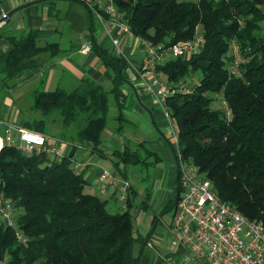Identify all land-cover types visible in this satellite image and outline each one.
I'll return each instance as SVG.
<instances>
[{
  "label": "trees",
  "instance_id": "16d2710c",
  "mask_svg": "<svg viewBox=\"0 0 264 264\" xmlns=\"http://www.w3.org/2000/svg\"><path fill=\"white\" fill-rule=\"evenodd\" d=\"M111 1L122 12L130 35L140 42L169 46L178 39H188L196 27L200 28L199 51L167 56L153 66L171 90L164 95V108L175 124L176 147H170L174 163L178 165L180 160L195 165L201 176L211 181L220 201L238 209L242 216L262 217L264 40L259 31L264 24V0ZM1 37L9 44L7 50L0 51V74L5 79L61 55L58 42L37 43L36 29L29 28L19 37ZM232 40L243 58L238 75L226 67L231 61L227 52ZM91 41L89 48L103 66L110 86L105 89L82 77L68 90L58 86L40 89L31 99V109L39 111L40 117L13 124L46 133L44 117L50 113L59 115L65 126L81 117L76 141L90 155H107L117 178L126 181V165L148 169L159 156L144 139H138L135 149L124 143L121 148L102 151L100 136L108 125V93L113 94L117 112L110 118L115 121L111 122L112 130L120 134L123 123H128L122 112L125 93L118 85L123 75L116 71L124 57L111 56L94 37ZM190 73L196 78L189 89L182 90L181 84ZM217 94L223 104L212 108L211 96ZM65 146L67 150L60 156L8 146L0 150V196L9 199L13 225L24 238L15 239L13 228L0 221V264H140L147 233L142 237L133 234L129 205L135 197L134 188L128 182L122 211L110 210L108 200L84 189V169L73 165L76 145ZM177 188L176 180L175 192ZM143 193L138 207L147 208L150 192L144 189ZM176 197L165 203L164 211L174 208ZM155 260L159 262L158 257Z\"/></svg>",
  "mask_w": 264,
  "mask_h": 264
},
{
  "label": "rangeland",
  "instance_id": "374dc122",
  "mask_svg": "<svg viewBox=\"0 0 264 264\" xmlns=\"http://www.w3.org/2000/svg\"><path fill=\"white\" fill-rule=\"evenodd\" d=\"M6 2L5 6L3 4ZM11 0H0V7L4 8L3 13L6 14L11 8H6L10 5ZM9 7V6H8ZM262 11H264V3L262 5ZM2 11L0 10V17H2ZM86 8L79 2L72 0H47L40 1L33 5H27L19 10H14L6 18L0 19V36L1 35H15L17 37L24 34L26 30L36 29L38 35L37 41L40 42H58V47L61 49L59 57H53L50 63H41L35 69L29 68L22 72L20 76L13 77V79H5L0 74V119H6L9 122H16L22 124L24 119L34 116L40 117L39 111H33L31 109V99L33 93L40 91V89L52 90L55 86L68 90L76 86L82 77H87L100 84L103 88L107 89L109 80L105 79L104 75L102 80L100 77L93 76L92 72L88 71V66L82 65L81 60L83 55L76 52L80 42L87 45L90 44V31L88 20L86 18ZM94 21V20H93ZM53 27L50 33L46 30ZM198 33L200 28L196 27ZM93 37L103 48H105L111 56L116 57L118 54L127 62L133 64L132 68H135L139 61H142L143 44L140 43L137 36H132L123 32L117 33L116 38L117 47L121 52H118L115 46L110 43V38L105 35L104 31H98L92 29ZM259 33L264 40V24H262ZM124 49V50H123ZM90 52H93L92 50ZM194 52V51H192ZM197 52V51H196ZM228 53V52H227ZM65 54V55H64ZM229 54V53H228ZM62 60L59 61L58 59ZM92 67V65H89ZM99 65L95 64L92 68L98 69ZM103 69V66H101ZM129 66L120 68L123 76L130 77ZM119 68V66H118ZM33 70H35L33 72ZM117 70V68H116ZM32 73L31 78H24L25 74ZM107 72L110 75L113 74L111 67L107 68ZM195 73H190L189 79H186L181 85L182 90L189 89L191 80H195ZM162 81L164 78L158 76ZM120 82L118 85L125 93L124 104L126 108H123L122 112L128 123H123L122 133L117 134L112 130L111 115L117 113L115 101L112 97V93H108L106 99H108L109 109L108 113V125L101 132L102 140L107 135L106 132L113 133L107 136L106 141H101L100 146L103 152H107L112 148H121L124 143L129 144L131 149L136 148V142L138 139H144L146 146L150 150L157 152L159 161H155L148 169L140 165H126L125 167V179L134 188L135 197L131 199L129 205V211L131 213L130 220H132L135 236H143L150 229L152 224V216L157 215L160 212L161 215L157 217V221L148 235V239L145 241L142 248V255L139 258L141 264H178L179 255H172L168 250L177 242L176 233L171 229L170 215H172L174 208L164 211L165 203L175 195V170L176 164L174 163L173 153L171 146H174L172 130H175V124L171 120H167L163 116L159 109H156V105L151 103V98L145 96L144 103L149 107L152 106L154 124L150 123L149 116L142 110L141 106L136 102H133L130 98V89L125 82ZM138 105L136 110L132 108ZM222 99L220 95L211 96V107L215 108L221 106ZM81 116V115H80ZM45 125L44 129L48 135V142L51 145L57 146L61 151L67 150V146L70 143L75 144V151H73L74 158H76L77 167H82L84 170L83 177L85 179L89 172L96 170L97 167H103L109 172L113 167L110 166V162L106 157L102 155H90L87 152L85 146H80L76 141L75 131L78 125L82 123V118L77 117L71 121L67 126L63 125L62 119L59 115L50 113L44 117ZM115 122V121H114ZM113 122V123H114ZM106 123V124H107ZM158 130V131H157ZM112 135V136H111ZM48 154V153H47ZM52 158L51 155H48ZM97 166V167H96ZM94 187V186H93ZM90 184L85 185V190L90 191L93 194H107L108 192H97ZM148 190L150 192V198L147 202V208L138 207L143 192ZM113 197L109 200L107 207L110 210L116 209L122 211L121 208L124 203L117 200L115 191L112 192ZM163 211V213H162ZM155 214V215H154ZM172 244V246H171ZM134 251L137 249V245H133ZM172 248V249H173ZM175 250V249H174ZM173 251V250H172ZM180 249H176L174 252H180ZM143 257H147L146 259ZM156 257L159 258L157 262ZM143 261V262H142Z\"/></svg>",
  "mask_w": 264,
  "mask_h": 264
},
{
  "label": "built area",
  "instance_id": "2783aa9c",
  "mask_svg": "<svg viewBox=\"0 0 264 264\" xmlns=\"http://www.w3.org/2000/svg\"><path fill=\"white\" fill-rule=\"evenodd\" d=\"M72 1L82 3L89 12L91 11V16L103 26V31L109 36L110 43L120 52L116 34L123 32L130 35V31L122 17V12L116 9L112 1ZM200 38L201 33L195 28L191 37L185 40L178 39L169 46L163 43L154 45L140 42L143 44V60L133 69L147 92H151L156 97L158 109L167 120H170V117L164 108V95L171 90L167 83L161 81L155 74L153 66L167 56H183L192 51H199ZM87 49L88 46L82 45L81 51ZM237 49V44L232 40L228 50L231 61L226 66L229 73L236 75L239 74L238 64L243 62ZM174 132L175 130H172L175 149ZM47 138L48 135L44 132L27 129L6 119H0V150L3 146H8L18 148L22 152L44 150L53 156H60L61 150L51 145ZM176 155L179 157L178 151ZM177 164V200L169 219L171 229L176 233V245L181 249V253L176 258L178 264H264V212L259 219H247L238 209L220 201L212 188L211 181L202 177L195 165L180 160ZM94 181L98 192L113 188L112 192L115 191L117 200L124 203L127 180H121L116 174L101 168ZM0 221L13 228L15 239L24 240L21 232L13 225L10 201L2 196H0Z\"/></svg>",
  "mask_w": 264,
  "mask_h": 264
},
{
  "label": "crops",
  "instance_id": "0c3cea01",
  "mask_svg": "<svg viewBox=\"0 0 264 264\" xmlns=\"http://www.w3.org/2000/svg\"><path fill=\"white\" fill-rule=\"evenodd\" d=\"M25 1H27V0H11V2H10V5H8L6 8H13V7H15V6H18V5H20V4H23V2H25ZM5 4H6V2L3 4V6H5ZM30 6V5H29ZM84 6V5H83ZM23 7H25V6H23ZM19 9H22V8H19ZM19 9H17V10H19ZM0 10L2 11V10H4V8H2V7H0ZM16 10V11H17ZM9 12V11H8ZM86 12H87V10H86ZM2 13H3V11H2ZM12 13V12H11ZM10 13V14H11ZM90 13V12H89ZM4 14V13H3ZM7 14V13H6ZM87 14H88V12H87ZM87 14H86V18H87ZM90 15H91V13H90ZM89 15V18H90V23H89V19L87 18V20H88V24L87 25H89V31L92 33V38H93V32H92V30L90 29L91 27H92V25H93V27H92V29H97L98 31H103V26L101 25V24H99L98 23V21L97 20H95V18H93L92 16H90ZM7 16H9V15H6L5 16V18L7 17ZM3 18V17H2ZM4 19V18H3ZM94 20V21H93ZM51 30H54V28L53 27H51V28H49L48 30H46L47 31V33H50L51 32ZM104 33H105V31H104ZM37 34V33H36ZM38 35H41V34H37V38H38ZM105 35H107L106 33H105ZM108 36V35H107ZM109 37V36H108ZM37 43H42V42H40V41H38ZM98 43V42H97ZM82 45H86V46H88V49L87 50H85V51H81V48H82ZM100 45V44H99ZM79 47H78V49L76 50V52H78L79 54H81V55H83V57H82V60H81V63H82V65H86V66H88V71L89 72H92V75L93 76H96L97 75V77H100L101 78V80L103 79L102 78V76H103V72H102V67H101V65H100V63H99V60L97 59V57H96V55H95V52L93 51V52H90L91 51V49L89 48V45H87V44H85V43H82V42H80L79 43V45H78ZM9 47V44L7 43V41L3 38V37H1L0 38V51H5V50H7V48ZM124 50V49H123ZM120 52H121V50H120ZM62 55V54H61ZM65 55V54H64ZM59 57V56H58ZM59 61H61L62 59L61 58H59L58 59ZM95 64H98L99 65V67H98V69L96 68V69H94V70H92V68H93V66L95 65ZM89 65H92V67H89ZM126 65L127 66H129L128 67V70L130 71V77L129 78H127L130 82H131V84H133L134 86H136V90H137V96H138V98L141 100V102H142V104H140V103H138L140 106H141V108H142V106L143 107H145L146 109H148L149 111H151V108H152V106H148V105H146L145 103H144V98H145V96H149L150 98H151V103L153 104V105H156L157 107H156V109H158V107H159V105H158V102H157V99H156V97L151 93V92H147V90L145 89V86H144V84H142V81H141V79L139 78V77H137V74H136V72L134 71V69L132 68L133 67V64H130L129 62H127V59H126ZM36 68V67H35ZM35 68H33V69H35ZM35 70H33V72H34ZM102 75V76H101ZM123 75V74H122ZM33 75H32V73H31V71L30 72H28V73H26L25 74V76H24V78H31ZM123 76H125V75H123ZM130 89V88H129ZM131 91V90H130ZM132 93V92H131ZM132 95V94H131ZM135 102H136V100H135ZM138 107V105L136 104V106H134L132 109L133 110H136V108ZM142 110H143V108H142ZM144 111V110H143ZM146 112V111H145ZM161 112V111H160ZM146 114H147V112H146ZM148 115V114H147ZM151 115H152V118H153V120H154V117H153V111H151ZM150 123H151V121H150ZM153 123H154V121H153ZM107 133V135L105 136V139L107 138V136H109L110 134H112L113 135V133H111V131L110 132H106ZM111 135V136H112ZM103 140V141H106V140ZM98 155V154H97ZM105 157L109 160V162L111 163V160H110V158H108V156L107 155H105ZM76 159V158H75ZM77 164L78 163H76V160H75V162H74V167L77 169V170H81L82 169V167H84L85 165H87V163L86 164H84V165H82L81 167H77ZM97 167V166H96ZM101 168H103V167H97V169L96 170H92V171H90L89 172V174H88V176H86L85 177V179H84V181H86L87 182V184H91L92 185V187L94 188V191L96 190L97 192H98V190L96 189V182L94 181V178L96 177V175H97V173H98V171L101 169ZM107 170V169H106ZM111 174L113 173V174H116V172H115V170L114 169H112V171L110 172ZM117 175V174H116ZM175 182H176V178H175ZM109 189V190H108ZM108 189H106L104 192H108L107 194H95V195H97L98 197L100 196V197H103V198H105L106 200H108V202H109V200L113 197V194H112V191H113V188H112V190L110 189V188H108ZM100 192V191H99ZM98 192V193H99ZM102 192V191H101ZM171 246H172V244H171ZM174 246H177L176 245V243H174ZM173 246L168 250V252L170 253H172V255L174 254V255H179L180 253H181V251L180 252H177V253H175L174 251L176 250V249H180V247H174L173 249ZM175 249V250H174ZM173 250V251H172ZM181 250V249H180ZM143 258H147V257H143ZM143 262V261H142ZM140 264H141V261H140Z\"/></svg>",
  "mask_w": 264,
  "mask_h": 264
},
{
  "label": "water",
  "instance_id": "95a60500",
  "mask_svg": "<svg viewBox=\"0 0 264 264\" xmlns=\"http://www.w3.org/2000/svg\"><path fill=\"white\" fill-rule=\"evenodd\" d=\"M40 1H43V2H44V1H47V0H27V1L23 2V4H20V5H18V6L13 7L12 9H10V11L7 12V14H5V15L2 14V17L5 18L6 15H10V13L13 12L14 10H17V9H19V8H23V6L36 4L37 2H40ZM81 4H82V3H81ZM82 5H83V4H82ZM84 7L86 8V10H87V12H88V14H87V18L89 19V23H90V18H89L90 13H89V9H88L86 6H84ZM2 17H0V19H1ZM91 40H92V33L90 32V41H91ZM90 44H93L92 41L90 42ZM124 63H125V59L121 58V59H120V65H119V68H117V70H116L118 73L120 72V68L123 67ZM123 80H124L123 82H125L126 85H128V87L130 88V90H131V92H132V96H133V98H134L138 103L142 104L141 100H140V99L138 98V96H137L138 93H137V90H136V86H134L133 84H131V82H130L126 77H124ZM142 108H143L144 111L147 112V114H148V116H149V119H150L151 123H152V124L155 126V128L157 129V126L153 123V118H152V115H151V111H149L148 109H146V108L143 107V106H142ZM157 131H158V130H157ZM177 171H178V168H177V166H176V170H175L176 174H177ZM176 174H175V178H176ZM176 180H177V178H176ZM176 195H177V193L175 192V197H176ZM159 215H161L160 212L157 213V215H155L154 218L152 219L153 222H152L151 229L147 232L148 235L150 234L151 230H153L154 225H155V223H156V221H157V217H158ZM148 235H146V236L144 237V240H143L142 244L145 243V241L148 239ZM142 244H141V246H142Z\"/></svg>",
  "mask_w": 264,
  "mask_h": 264
},
{
  "label": "snow or ice",
  "instance_id": "6c2138e0",
  "mask_svg": "<svg viewBox=\"0 0 264 264\" xmlns=\"http://www.w3.org/2000/svg\"><path fill=\"white\" fill-rule=\"evenodd\" d=\"M29 139H31V137H29Z\"/></svg>",
  "mask_w": 264,
  "mask_h": 264
}]
</instances>
